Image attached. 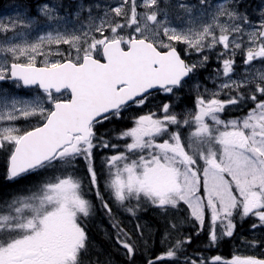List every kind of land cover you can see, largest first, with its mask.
<instances>
[{
    "label": "snow or ice",
    "instance_id": "6c2138e0",
    "mask_svg": "<svg viewBox=\"0 0 264 264\" xmlns=\"http://www.w3.org/2000/svg\"><path fill=\"white\" fill-rule=\"evenodd\" d=\"M0 157V264H264V0H27Z\"/></svg>",
    "mask_w": 264,
    "mask_h": 264
},
{
    "label": "trees",
    "instance_id": "16d2710c",
    "mask_svg": "<svg viewBox=\"0 0 264 264\" xmlns=\"http://www.w3.org/2000/svg\"><path fill=\"white\" fill-rule=\"evenodd\" d=\"M3 171H4L3 158L0 157V184H3ZM129 227H131V224H129ZM105 228H108V222L106 217L97 218L94 222L89 223L90 235L92 236L93 239L97 241L102 239L103 233L101 230ZM247 229H248V225L247 223H245L242 228L238 227L237 231L242 235H246ZM237 242L224 243L221 245V247H219L218 249H213L212 252L206 253V255L218 254V255H222L223 257L229 256L233 251V249L235 248Z\"/></svg>",
    "mask_w": 264,
    "mask_h": 264
},
{
    "label": "rangeland",
    "instance_id": "374dc122",
    "mask_svg": "<svg viewBox=\"0 0 264 264\" xmlns=\"http://www.w3.org/2000/svg\"><path fill=\"white\" fill-rule=\"evenodd\" d=\"M249 1H250V0H249ZM252 1H254V0H252ZM258 1L260 2V0H258ZM250 4H251V3H250ZM258 5H259V4H258ZM251 6H252L253 9H256V7H257V6H254V4H251ZM246 251H247V250L244 249V252H246ZM257 254H258V253H257Z\"/></svg>",
    "mask_w": 264,
    "mask_h": 264
},
{
    "label": "flooded vegetation",
    "instance_id": "af4514ba",
    "mask_svg": "<svg viewBox=\"0 0 264 264\" xmlns=\"http://www.w3.org/2000/svg\"><path fill=\"white\" fill-rule=\"evenodd\" d=\"M3 2V0H0V4ZM236 249V248H235ZM237 249H239V250H241V251H243L244 249L243 248H241V247H237Z\"/></svg>",
    "mask_w": 264,
    "mask_h": 264
}]
</instances>
